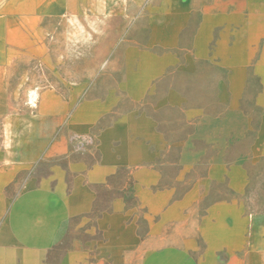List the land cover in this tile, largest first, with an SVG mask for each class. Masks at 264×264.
<instances>
[{
	"label": "crops",
	"instance_id": "obj_1",
	"mask_svg": "<svg viewBox=\"0 0 264 264\" xmlns=\"http://www.w3.org/2000/svg\"><path fill=\"white\" fill-rule=\"evenodd\" d=\"M0 264H264V0H0Z\"/></svg>",
	"mask_w": 264,
	"mask_h": 264
}]
</instances>
